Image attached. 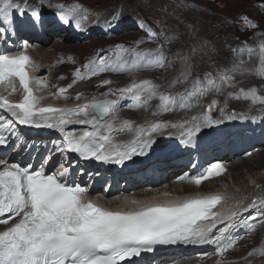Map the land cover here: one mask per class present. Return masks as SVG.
Here are the masks:
<instances>
[{"label":"snow or ice","instance_id":"6c2138e0","mask_svg":"<svg viewBox=\"0 0 264 264\" xmlns=\"http://www.w3.org/2000/svg\"><path fill=\"white\" fill-rule=\"evenodd\" d=\"M43 7L41 4L40 9ZM13 13H16L22 22L27 14L28 23L33 29L43 26L39 9L26 3L21 6V3L13 0H0V34L6 39L9 30L15 32ZM54 15L58 23L65 26L70 24V17L63 11ZM105 23L109 29L114 28L119 23V16L113 13ZM74 27L76 30H84L79 19L75 21ZM23 46H29V42L24 41ZM116 47L121 54L131 51V58H123L121 54H118L115 60L105 61L101 58L100 64L103 66L99 68L100 72H123L162 65V56L146 58L144 54L126 49L122 45ZM30 63L29 56L24 53L16 56L0 54V85L7 84L15 91L11 79L15 77L18 78L24 93L18 103H10L7 99L0 98V110L8 114L6 117H0V131L11 129L9 137L0 134V146H10L12 140L18 136L13 126L16 123L47 127L62 134L65 132V126L78 124L89 125L93 130L84 131L79 136L69 132L63 136V144L68 152L77 154L80 159H95L97 162L122 167L127 162L135 163L136 157L151 156L157 144L155 135H163L161 129L168 127L167 124L154 123L148 127H139L136 129L135 138L130 142L108 146L106 142L109 136L101 135V132L112 131L114 125L106 122V118L115 112L120 102L118 99L107 98L111 90L103 94L104 99L75 108L37 107L39 97L34 95L29 86L30 77L25 70L26 65ZM33 67L38 70V66ZM84 68L88 69L91 75H96L95 68L89 64H85ZM73 76L84 78L79 68ZM35 79L37 85L44 86L39 77ZM101 83L108 85L110 81L106 79ZM147 83L141 81L138 84L134 81L122 89L121 93L143 95V85ZM65 91L63 87L59 89L60 93ZM169 110L165 106V111ZM223 111L221 109L222 113ZM56 114H59L58 118ZM237 118L233 112L225 115L224 121ZM222 122L205 113L202 118L193 117L191 122L172 124L171 127L179 129L180 146L189 148L195 147L201 136L210 134ZM123 125L129 126V121H123ZM6 163L7 166L0 170V222L8 224L14 217L19 219L6 230L0 231V264H125L126 261L139 257L144 251H154L156 246H219L226 229L221 227L219 235H212L214 230H217V226L222 222H230L237 217L235 211L213 210L220 201L218 196L174 200L163 204H142L137 208L129 206L137 204L136 200H126L125 206L110 210L84 199V194L90 189L79 182L69 181L67 177L71 169L68 167H64L58 174H48L43 165L38 168L31 164L21 166L19 163H8L0 158V166ZM224 171L222 164L211 163L201 175L192 176L191 179L196 185H200L202 180L218 176ZM185 175L178 179H185ZM164 196L167 197L168 193H164ZM251 207L250 205L249 209ZM5 214L8 219H2ZM202 221L209 222L208 226H201ZM219 251H223V248H218Z\"/></svg>","mask_w":264,"mask_h":264},{"label":"rangeland","instance_id":"374dc122","mask_svg":"<svg viewBox=\"0 0 264 264\" xmlns=\"http://www.w3.org/2000/svg\"><path fill=\"white\" fill-rule=\"evenodd\" d=\"M19 1H27L26 4L29 3L30 5H34L35 8L39 9L40 5L43 4L44 7L41 10L50 11L51 9H54L55 6L60 8L66 7L68 11L73 14V16L82 15L81 11L85 7L90 8L91 12H101L104 17L108 16L110 12H112V14L116 13L119 16V27L120 23H124V21L126 20H132L134 17L144 16V18H146V20H148L150 24H154V27L160 37V41L155 46H148L151 49H162L167 56V60L169 61L167 67H163L160 70L155 71L157 73L153 72L154 76H152V78L154 77L156 79L153 83H149V77L147 80H145L149 83L145 88H152L154 84H160L161 87L165 86L162 90H169L170 93L171 91H174L175 93L178 89L175 84L179 81V78L174 75L177 73L176 69L177 65L181 62L180 60L185 59L184 63H188V61L189 63H194L191 70H200V72L197 74L200 76L194 77L191 82L201 85L204 84L203 77L204 74L207 73L209 68L217 69L218 67L220 73L225 72L227 68H230V71H233L235 67L245 69L248 64L253 63V60L258 62L257 58L261 57L260 55H262V49L259 48V45H262V47L264 48V0H166L163 3H161V1L159 0ZM125 4V9L120 8ZM117 5L118 8L116 7ZM96 13L94 14V16L96 15ZM47 17L48 19H52V16L50 15ZM87 19L88 20H85L87 25L92 26L94 18ZM53 20L54 23H56L57 20L55 18ZM156 21H161L164 26L163 31L156 26ZM55 30L56 27L53 25L48 28L47 31L49 32L50 37H48V40L46 42L41 44L44 45L46 51L45 54L43 55V52L40 50L43 57H46L47 55L51 57V61H49L50 70L48 74V80L51 83H60L67 86L70 83L68 81H70L72 75L71 71L74 67H82L85 62L88 61V58H90L93 52L96 53V51L99 49V54H102L106 52L107 49L112 48L113 44L122 45L123 47H126L127 45L140 44L142 48L149 49L147 53H144L146 55V58L158 56V54H152L150 48H148L146 44L142 43L143 38H141V36L144 32L142 29H137L133 24L128 25L125 29H120V32L113 35H110L109 32L107 33V35H105L104 33H95L94 30L92 35L88 37V41L82 38L69 39L70 37L67 35V33L60 34L59 31L55 32ZM88 32L90 33V31ZM57 35L60 36L58 37ZM186 36H188V38ZM193 37L196 39L194 41V44L193 42H191ZM98 40H105V44L94 47ZM59 41H61V44H73L77 49L76 52L72 53V56H65V54H60L59 56V53L55 52L52 47L53 44ZM178 45L182 46L183 48L179 49ZM202 45L207 46L208 50L203 49L202 52L200 48ZM216 47L220 48L221 50L223 49V51H225L226 53L222 54L221 51H218L217 53H211L209 51L211 49L212 52L216 51ZM230 52L232 53V55L230 54ZM249 52L253 53V55L251 56V59L245 60V53ZM181 53L185 55L184 59L182 58V55H180L179 57V54ZM176 57H178V59L180 60L176 61ZM200 58L202 60H199ZM163 59L165 58L163 57ZM262 63L264 64L263 59H261L260 65L264 70V65H262ZM233 64L234 66H232ZM203 71L204 73H202ZM250 77L251 76L241 75V79L238 82L243 83L242 80H246L243 85H241L242 88L249 89L252 86L253 82L258 83L259 88H264V81L258 82L256 77ZM204 78L205 82H207L206 79L208 77ZM122 81V79H116V81L114 82L118 84ZM205 86L206 92L210 91L209 96L213 97L211 100L207 98L208 100H210V103L213 104V101H218L217 104H213L214 111L212 114L218 113L219 108L220 110H225L226 108V111H229V109L232 108L235 113L239 114H242L244 112H248L251 114L260 110L259 108L255 109V106L251 104V101L249 102L248 100H235L230 98V95L232 93H236L238 88L237 84L236 88L231 89L221 86L218 91V96L208 87V85ZM109 87H115V85L109 83L108 85L104 86L105 89ZM74 88H80L83 90L84 88H87L88 93L90 94L96 91L93 86L88 87V82L86 81L75 83ZM201 92L203 91H200V93ZM233 101H240L243 103L241 105H237ZM152 102H155L157 104L156 98L152 97L151 100H148V104L143 106V108L138 107L135 110L128 109V111L122 110L124 109V107H121L116 112L115 118H131L133 116H137V121L144 120V118L152 115L156 111L155 107L150 106ZM141 108H145V111L143 112ZM120 113L121 115H118ZM154 115L155 114H153L152 116ZM250 158H248V162L250 163H248L249 166L245 165L242 166L238 172L231 171L228 172V174H225L228 175V179H233V188L236 192L246 191L248 189V183L253 181V179L255 178L254 174H258V167H255V163L258 162V164H260L261 166L264 165V162L263 164H261L262 161ZM237 159H234L233 162H237ZM238 161H240V159ZM263 186L264 184L261 185V187ZM263 233L264 230L259 231V234L262 237L264 236L262 235ZM255 236V234L251 235L252 241L250 242H247L249 241L248 237L243 238L242 240L245 239L246 242L243 243L242 241L243 244H240L238 246L236 245L231 250L230 255L234 257L250 255L249 257L253 258L254 255L264 252V244L257 245V242L253 239L255 238ZM258 236L259 235H257L256 237ZM261 236L259 237L261 238ZM256 248H261L260 252L257 251ZM250 258L248 260H251ZM248 260L245 257H241L239 260V264L258 263L257 260H252V262H248Z\"/></svg>","mask_w":264,"mask_h":264},{"label":"bare ground","instance_id":"6f19581e","mask_svg":"<svg viewBox=\"0 0 264 264\" xmlns=\"http://www.w3.org/2000/svg\"><path fill=\"white\" fill-rule=\"evenodd\" d=\"M159 1H161V3H163V2H165L166 0H159ZM169 1V0H168ZM168 4V3H167ZM59 5V4H58ZM125 6H126V4L125 5H123L122 7H120V8H122V9H125ZM116 7H118V5L116 6ZM169 7V6H168ZM37 9H39V8H37ZM162 9V8H161ZM41 12L43 11V10H41V9H39ZM105 10V9H104ZM54 11H55V9H54ZM131 11V10H130ZM110 13H112V12H110ZM157 13V12H156ZM50 16H52V22H54V18L56 19V17H55V15L54 14H51ZM152 16V15H151ZM47 19H48V17H46L44 20H43V26H46L47 25ZM194 22V21H193ZM38 29V28H37ZM37 29H34V30H37ZM57 32V31H56ZM54 33V32H53ZM71 36H75V35H71ZM189 36V35H188ZM188 36H186L187 38H188ZM48 37H50L49 36V32H46V35H45V33L43 32V34L41 35V36H39V37H36V36H30V39H32L33 41H34V43L35 44H40V48H39V52H40V50L43 52V55L45 54V48H44V45H41V44H43L44 42H46L47 40H48ZM70 39H72V37L70 38ZM192 39V38H191ZM167 40V39H166ZM187 40H189V39H187ZM196 39L193 37V39H192V41L191 42H193V44H194V41H195ZM105 40H98V42L94 45V47H97V46H99V45H102V44H105V42H104ZM198 43V42H197ZM196 43V44H197ZM112 44V43H111ZM169 44V43H168ZM187 44H189V43H187ZM186 44V45H187ZM105 46V45H104ZM43 47V48H42ZM52 47H53V50L55 51V52H57V53H59V56H60V54L61 55H63V54H65V56L66 55H69V56H72L73 54L72 53H74V52H76V47L73 45V44H61V41H59V42H57V43H55V44H53L52 45ZM110 47V46H109ZM178 47H179V49H182L183 47L182 46H180V45H178ZM104 48V47H103ZM201 48V51L203 52V49H205V50H208V47L207 46H201L200 47ZM96 49V48H95ZM191 49V48H190ZM104 51V50H103ZM211 53H217L218 51H221V53L222 54H224V53H226L225 51H223V49L221 50L220 48H218V47H216V51H213L212 52V49L211 50H209ZM101 52H102V50H101ZM187 52V51H186ZM41 53V52H40ZM190 53V52H189ZM188 53V54H189ZM95 54V52H93L92 54H91V56L90 57H93V56H95L94 55ZM230 54L232 55V53L230 52ZM246 54V59L245 60H248V59H251V56L253 55V53H251V52H249V53H245ZM47 55V54H46ZM45 55V56H46ZM180 55H182V58L184 59V57H185V55L184 54H180ZM187 57V56H186ZM97 58H99V56L97 55ZM88 59H90V58H88ZM43 66L46 68V69H48V66H50V62L49 61H51V57L50 56H46V57H43ZM199 60H202L201 58L199 59ZM184 61H185V59L184 60H182L180 63H181V65H182V67L179 69V70H177L178 72H177V74H175L174 76H177L178 78H179V80H180V78H182V79H184L185 77H186V75L184 74V72H185V70H186V68H187V66H188V63H189V61H188V63H184ZM251 61V60H250ZM254 64L255 65H258V62L257 61H254L253 60V63L252 64H248L247 65V67L245 68V69H243V68H240V67H235L234 69H233V71L232 72H230V70L228 71L229 73H228V78L231 80V81H233L235 84H233L232 86H231V88H236V84H237V82L241 79V75H243V76H250V74H251V72L253 71V69H254ZM40 65H42V63L40 62ZM58 65V64H57ZM262 65H264L263 63H262ZM183 69V73L181 74V73H179L180 72V70H182ZM61 70V69H60ZM191 69H189L188 71H186V72H188L189 73V71H190ZM214 70H216L217 71V69L216 68H214ZM72 72V71H71ZM111 72H114V71H111V70H108V71H106V78L108 79V78H110L111 77ZM215 77H216V79H218V77L215 75V74H213ZM251 77H256V76H251ZM250 77V78H251ZM46 78H47V76H46ZM173 78V77H172ZM246 78H248V77H246ZM257 78V77H256ZM203 79H204V77H203ZM53 81V80H52ZM68 82H70L71 83V81H68ZM63 83V82H62ZM63 85H65V84H63ZM203 85V86H202ZM144 86V85H143ZM198 87L200 88V91H203V92H206V86L204 85V84H201V85H198ZM230 88V89H231ZM189 90H191V91H194V90H196V88H193V89H189ZM257 91V90H256ZM111 95H112V93H110ZM194 94H195V92H194ZM147 95H148V98H151V96L149 95V93H147ZM185 98H188V96L187 97H185ZM233 102H235L237 105H241L243 102H240V101H233ZM251 104L253 105V106H255V109H258L259 107H264V102H261V103H257V102H251ZM150 106H152L151 104H150ZM204 106V105H203ZM239 107V106H238ZM143 108V107H142ZM141 108V109H142ZM145 109V108H144ZM144 109H142L143 111H144ZM122 110H125V109H122ZM261 110V109H260ZM118 111V110H117ZM120 111V110H119ZM141 111V110H140ZM213 111H214V106H213V104H211V109H210V112H211V115H212V113H213ZM210 112H208V114L210 113ZM218 112H221V110H220V108L218 109ZM200 113H207V112H205V110H203L202 108H201V112ZM147 114V113H146ZM257 114V111L255 112V113H251V115H252V117L254 116V115H256ZM118 115H121V113L120 114H118ZM117 115V116H118ZM191 117H192V113L191 112H188V113H185V114H181L180 116H179V121H177L178 120V116H176V117H169L170 118V121L171 122H173L172 124H176V125H180V124H182V123H185V122H189L190 120H191ZM250 118V119H245V118H243V119H239V118H237L236 120H243V121H247V124H248V126H250V127H252V126H254V125H256L255 127H254V129L250 132V133H254V132H256V131H260L261 130V128L262 127H260V126H258L260 123H262L263 121H264V118H260L259 119V121L257 120V118L256 117H253V118ZM150 119V117H148V118H146L145 120H144V122L146 123L148 120ZM134 120H137V118L135 117V116H133V120L131 121V124L134 122V123H136V121H134ZM140 121V120H139ZM177 121V122H176ZM141 122H142V120H141ZM130 124V125H131ZM169 126H171L170 124L168 125V127ZM176 129V128H175ZM174 131V130H173ZM263 134V138H264V132L262 133ZM248 142H250V141H248ZM215 143H217V139H215V138H212L211 139V146L212 145H214ZM223 143V142H222ZM258 146H260V148L263 146V148H261V149H259V147L257 148V152H254L251 156H247V157H240V161H237V162H232L231 164H230V166H229V170H231L232 172H238L239 171V169L242 167V166H245V165H247V166H249V162H248V158H253V159H255V160H260V161H262V162H264V140H263V142H261L260 144H258ZM250 158V159H251ZM215 159H217V158H215ZM216 161V160H215ZM259 161V162H260ZM249 163V164H248ZM254 176H255V178L253 179V181H251V183H252V185L253 186H259L260 185V183H261V180H263L264 179V175H261V174H257V175H255L254 174ZM223 178H224V176H223ZM220 180L222 179V178H219ZM216 181H218V179H216ZM210 183H212V182H210ZM228 184H230L231 185V183L228 181ZM230 185H228V187L230 186ZM197 186V185H196ZM209 186V182H204V183H201L200 185H198V187H201V188H206V187H208ZM260 189H262L261 188V186L259 187ZM256 189H258V188H256ZM264 191V190H263ZM137 194H140V195H143V193L142 192H136ZM263 198H261V200H263V203H262V205H260V206H262V208L264 209V194H263V196H262ZM226 199V198H225ZM253 213V212H252ZM252 213H250L249 215H251ZM248 215V216H249ZM261 220H263L262 222H260ZM249 223H251L252 225L250 226V227H253V229H251V232H247V233H244V234H242V235H244L245 237L244 238H247L248 237V239H249V241H247V242H250V241H252V237H251V235H259V236H261L260 234H259V231L260 230H264V218H258V219H255V220H251ZM263 225V226H262ZM240 228H242L241 226H240V224H238L237 222H232L231 223V226H230V228H229V231H230V234H228V241L230 240V237H231V234H232V232H234V231H237V230H239ZM245 230H247V227H245ZM241 235V236H242ZM262 235H264V233L262 234ZM255 236V238H253L256 242H257V245H260V244H264V236L262 237L261 236V238L258 236V237H256ZM240 237V236H239ZM235 238V237H234ZM243 238H240L238 241H237V243L235 244V246L237 245H240V244H243L244 242H246L245 241V239L244 240H242ZM253 240V241H254ZM242 241H243V243H242ZM234 246V247H235ZM233 247V248H234ZM232 248V249H233ZM231 249V250H232ZM252 250V249H251ZM180 252H184V249L181 247V248H179V250L178 249H173V252H172V254L173 255H175V256H178L179 255V253ZM260 254V253H259ZM261 255H264V252H261ZM199 262H201V259H199V258H195V259H183V260H181V261H179V263L180 264H196V263H199Z\"/></svg>","mask_w":264,"mask_h":264}]
</instances>
